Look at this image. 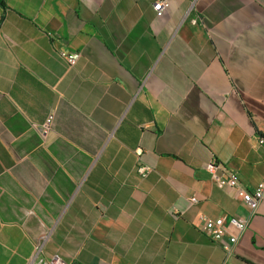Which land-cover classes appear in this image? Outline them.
Instances as JSON below:
<instances>
[{
  "label": "crops",
  "instance_id": "obj_1",
  "mask_svg": "<svg viewBox=\"0 0 264 264\" xmlns=\"http://www.w3.org/2000/svg\"><path fill=\"white\" fill-rule=\"evenodd\" d=\"M156 1L0 4V264H264V198L231 256L200 226L249 216L213 157L264 175V0Z\"/></svg>",
  "mask_w": 264,
  "mask_h": 264
},
{
  "label": "built area",
  "instance_id": "obj_2",
  "mask_svg": "<svg viewBox=\"0 0 264 264\" xmlns=\"http://www.w3.org/2000/svg\"><path fill=\"white\" fill-rule=\"evenodd\" d=\"M169 6V0H158L154 3V9L157 15H162ZM58 55L64 59L70 66H74L81 53L79 51H66L64 49L58 50ZM54 120V114L50 113L42 124L38 127L39 131L46 135L52 128ZM259 141L264 144V137L259 136ZM206 168L211 173L212 178L220 185L236 189L241 196L242 201L248 209L249 216L243 217H230L225 219L224 217H210L208 215H202V224L200 225L203 231L214 241L221 243L222 248L226 252L227 256H231L234 250V245L238 242L241 233L249 224V219L255 215L259 205L264 198V175L261 181L253 189L245 187L238 175L230 171L226 165L213 157L207 164ZM138 173L142 177L148 176L152 171V167L149 165L141 164L137 167ZM189 201L194 204L198 201L196 195L190 197ZM173 214H177L176 209L172 210ZM40 250V246L37 247L36 256ZM33 264H71L60 256L56 255L50 259H37Z\"/></svg>",
  "mask_w": 264,
  "mask_h": 264
},
{
  "label": "trees",
  "instance_id": "obj_3",
  "mask_svg": "<svg viewBox=\"0 0 264 264\" xmlns=\"http://www.w3.org/2000/svg\"><path fill=\"white\" fill-rule=\"evenodd\" d=\"M0 4H1L2 6L5 7V2H4V0H0ZM2 21H3V16L0 18V24H1ZM261 136L264 137V133H261Z\"/></svg>",
  "mask_w": 264,
  "mask_h": 264
}]
</instances>
